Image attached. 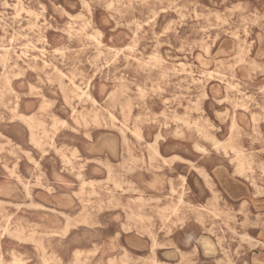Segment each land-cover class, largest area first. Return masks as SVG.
Instances as JSON below:
<instances>
[{"label": "rangeland", "instance_id": "rangeland-1", "mask_svg": "<svg viewBox=\"0 0 264 264\" xmlns=\"http://www.w3.org/2000/svg\"><path fill=\"white\" fill-rule=\"evenodd\" d=\"M0 30V264H264V0H0Z\"/></svg>", "mask_w": 264, "mask_h": 264}, {"label": "bare ground", "instance_id": "bare-ground-1", "mask_svg": "<svg viewBox=\"0 0 264 264\" xmlns=\"http://www.w3.org/2000/svg\"><path fill=\"white\" fill-rule=\"evenodd\" d=\"M83 4V3H82ZM17 14V13H16ZM23 16V15H22ZM33 17V16H32ZM3 19V18H2ZM32 19V18H31ZM7 20V19H6ZM79 20V19H78ZM89 20H87V22H88ZM36 22V21H35ZM4 23V22H3ZM82 23V22H81ZM116 24V23H115ZM86 26V25H85ZM119 26V25H118ZM32 27V26H31ZM120 27V26H119ZM1 31V30H0ZM12 31V30H11ZM62 31V30H61ZM3 32V31H2ZM121 49V48H120ZM249 49V48H248ZM157 52V51H156ZM1 64V63H0ZM144 64V63H143ZM210 78V77H209ZM42 82V81H41ZM54 83V82H53ZM177 85V84H176ZM57 86H59V85H57ZM75 90V89H74ZM77 91V90H76ZM73 92V91H72ZM225 97V96H224ZM107 100V99H106ZM106 104V103H105ZM93 106V105H92ZM8 111H10V110H8ZM163 114V113H162ZM168 114V113H167ZM172 114V113H171ZM89 118V117H88ZM71 121V120H70ZM65 122V121H64ZM55 127V126H54ZM187 127V126H186ZM41 135V134H40ZM82 135H84V134H82ZM134 135V134H133ZM210 136V135H209ZM135 137V136H134ZM136 138V137H135ZM202 149V148H201ZM200 149V150H201ZM154 151V150H153ZM152 152V151H151ZM56 153V152H55ZM62 154V153H61ZM55 155V154H54ZM67 159V158H66ZM68 160V159H67ZM66 161V160H65ZM237 167H239V166H237ZM72 169V168H71ZM243 170V169H242ZM81 171V170H80ZM240 171V170H239ZM238 171V172H239ZM253 172V171H252ZM196 173V172H195ZM23 178V177H22ZM256 178V177H255ZM201 180V179H200ZM16 181V180H15ZM247 182V181H246ZM252 182V181H251ZM261 182V181H260ZM20 183V182H19ZM208 183V182H207ZM106 184V183H105ZM204 186V185H203ZM252 186V185H251ZM259 186V185H258ZM262 187V186H261ZM118 188V187H117ZM120 188V187H119ZM118 190H120V189H118ZM209 190V189H208ZM115 193V192H114ZM126 193V192H125ZM111 196V195H110ZM212 196V195H211ZM211 198V197H210ZM141 202V201H140ZM205 204V203H204ZM15 205V204H14ZM39 205V204H38ZM34 206V205H33ZM32 206V207H33ZM30 207V206H29ZM133 207V206H132ZM127 208V207H126ZM164 210V209H163ZM139 211H140V209H139ZM158 211V210H157ZM167 211V210H166ZM159 212V211H158ZM157 212V213H158ZM168 212V211H167ZM168 214V213H167ZM136 216V215H135ZM168 216V215H167ZM146 217V216H145ZM148 217V216H147ZM139 218V217H138ZM33 221V220H32ZM166 221V220H165ZM6 224V223H5ZM243 224V223H242ZM244 227V226H243ZM58 228V227H57ZM26 230V229H25ZM230 230V229H229ZM244 234V233H243ZM241 238V237H240ZM230 239V238H229ZM217 241V240H216ZM233 241V240H232ZM248 243V242H247ZM258 243V242H257ZM256 245V244H255ZM193 246V245H192ZM153 247V246H152ZM41 248V247H40ZM46 249V248H45ZM45 251V250H44ZM76 255H77V253H76ZM80 255V254H79ZM152 255V254H151ZM73 256V255H72ZM179 258V257H178ZM75 259V258H74ZM181 259V258H180ZM85 260V259H84ZM13 261V260H12ZM180 261V260H179ZM87 262V261H86ZM7 264V263H6ZM17 264V263H16ZM20 264V263H19Z\"/></svg>", "mask_w": 264, "mask_h": 264}]
</instances>
